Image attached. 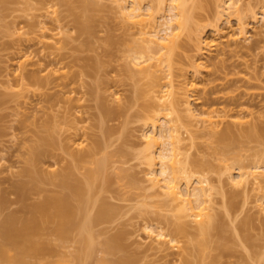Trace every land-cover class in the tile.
<instances>
[{
	"label": "rangeland",
	"instance_id": "374dc122",
	"mask_svg": "<svg viewBox=\"0 0 264 264\" xmlns=\"http://www.w3.org/2000/svg\"><path fill=\"white\" fill-rule=\"evenodd\" d=\"M78 1L0 0V244L6 248L9 258L10 256L15 258L18 251L3 236V221L15 214L18 217L16 225L28 224L24 223V220L27 221L25 218L30 215V205L40 202L45 195L31 191L26 200H21L15 193V186L29 180L28 177L21 175V171L27 167L31 146L39 143V138L51 136L50 138L55 140L54 147L48 148L49 155L42 157L41 162L39 160L38 166L36 165L45 176L53 178L44 179L40 183L41 188L48 194L56 192L69 194V191L60 186L59 179L55 178L58 174L69 170L75 179L85 183L88 172L95 167V159L96 161L101 159L107 152L111 154L116 152L118 155V150L124 151L126 156L120 152L121 155L115 156L114 159L126 165L120 162L113 167L110 165L107 171L110 177L109 183L103 185L102 176H99L96 189L99 188L100 191L98 189V194L95 193L96 197L94 192L91 194V200L93 195L95 200L98 198L94 208L90 209L94 211L93 214L98 212L100 200L106 201L117 211L110 221L95 225L93 233H96L94 242L97 247L91 259L78 256L82 249L80 240H83L86 234L83 236L75 225L69 227L70 232L66 236H61L55 230L60 218L55 216L52 207L48 210L53 213L50 220L47 219L49 212L37 213V216L35 214L39 225L36 232H32L35 233L32 234L35 239L33 242L38 241L40 248L44 243L49 251L47 249L42 250L44 253L40 251L34 253L28 249L31 252H26L28 254L22 256L24 261L17 264H115L114 262L116 264H185L186 261L191 264H264V217H260L255 208V192L250 189L245 193L241 188L232 187L228 183L226 171L227 165H233L232 171L236 174L238 167L246 169L257 159L264 161V140L258 137L247 138L243 135L250 122H257V119L264 120V21L261 14L258 23L248 20L252 47L240 49L232 45L228 48L230 51L225 57L216 58L214 54L210 58L207 71L198 82L199 89L193 92L195 102L192 106L197 112L209 108L230 110L234 114L242 113L241 118L246 123L235 127V131L244 137H239L240 139H237L239 141L229 144L219 146L218 140L214 142L215 138H212V141L208 137L201 136L200 132L197 134L199 139L197 138V146L192 150L191 155L212 164V168L209 169L210 180L224 193L221 192L222 195H216L215 198L217 202L215 213L220 219L219 226L212 230L205 240L202 251L195 248V243L201 238L196 236L195 227L192 225L188 227L186 234L178 236L185 248L184 254L179 256L177 250L165 249L166 251L159 252L153 249L143 230L145 221H150L154 228L161 225L167 231H174L177 214L159 212L154 199L141 195L138 190L128 191L118 181L116 174L117 167H125L135 173L141 183L145 179V167L141 165L138 154L142 149L141 130L144 124L145 106L149 100L145 93L148 90V80L141 81L129 70L127 71L131 58L126 59L125 46L132 45L127 41L131 38L129 40L131 42L132 37L124 34V30L120 29L117 7L108 0H92L97 1L98 5L101 4L103 9L88 14L92 17L90 25L93 34L80 33L78 19L84 20L85 15ZM198 1L197 3L200 4V0ZM248 2H251L258 13L264 6V0H242L243 4ZM207 6L205 9L198 8L194 12L198 19L196 21H200L198 23L206 27L209 37L210 23L213 21L215 10L213 5L211 9H209L211 5L209 8ZM47 11H56V13H51L49 18L40 19L39 16ZM231 17H228L229 19L225 17L226 21L224 19L222 28L225 30L229 28L226 33L236 35L237 19ZM40 20L46 23L47 28L49 27L50 35L61 34L59 36L64 41V45L60 43L62 49L41 47L35 44L36 41L33 43L23 41L35 36L33 32L39 30L37 23L39 24ZM19 27H24L23 31L29 34L21 35L18 32L16 34V29ZM110 34L114 35L115 41L112 47L106 46L104 41ZM124 35L126 43H121L125 40L122 39ZM21 44H25L29 54L33 53L34 63L38 61L33 67L27 66L23 74L26 76H22L23 80L21 76L18 78L13 75L14 66L12 67ZM190 44L188 47L192 49ZM191 49L187 51L189 55L193 53ZM237 51L238 54L235 53ZM54 69L58 70V77L63 79L58 80L60 84L56 81V85L59 86L55 83L51 86L39 85L30 76L35 71L45 80L49 70ZM59 74L62 76L60 77ZM8 79L12 85L6 84ZM137 89H140L139 93L136 92ZM117 91L120 92L118 93L121 100L118 102L121 104L111 100L110 94ZM260 116L262 118H259ZM226 125L221 129H225ZM102 127L108 129L109 133L107 134ZM188 136L184 131V137ZM81 138L84 142L83 146H77L76 144L82 141ZM98 142L103 144V148L97 150L94 157L86 161L76 160L80 151L93 149ZM107 143L111 146L104 149V144ZM233 157L235 158L231 159ZM44 174H41L42 178ZM72 201L73 206L78 209L77 199L72 197ZM143 208L146 210L141 212ZM29 218L31 220V215ZM182 221L187 224V220L182 219ZM123 234L125 235L121 240L118 239L120 247L117 246L111 253L104 252L106 251L104 243L107 239ZM127 259H131L132 262L127 263ZM7 261H1L0 264L9 263Z\"/></svg>",
	"mask_w": 264,
	"mask_h": 264
},
{
	"label": "bare ground",
	"instance_id": "6f19581e",
	"mask_svg": "<svg viewBox=\"0 0 264 264\" xmlns=\"http://www.w3.org/2000/svg\"><path fill=\"white\" fill-rule=\"evenodd\" d=\"M108 1L117 7L120 29L124 30V34L132 37L131 42L129 41L131 38L127 39L132 45L129 46L128 44L127 47L125 46V50L127 49L126 59L131 58L129 65H127V71L129 70L132 75H135L141 81L148 80V90L145 93L149 97V100L151 99L150 103L147 100L148 104L145 106L144 124L141 130L142 141H140L142 149L138 154L141 165L145 167V179L141 183L136 178L135 173L129 168L117 167L116 174L119 179L118 181L128 191L138 190L141 195L143 194L147 198L154 199L156 209L159 212H174L177 214L174 231H167L161 225L154 228V225L150 221H145L143 230L147 236L146 238L149 240L147 241L153 245V249L159 252L166 251L167 249L177 250L179 251V256H182L185 248L183 241L178 236L186 234L188 227L193 225L196 236L201 238L195 243V248L202 251L205 240L208 239L212 230L217 229L219 226L218 220L220 219H218L219 217L215 213V205L217 203L215 198L216 195H222L224 192L220 191V188L218 190L217 186L210 180L209 169L212 168V164L210 165L209 162L205 160L201 161L200 158L197 159V157L194 158L191 155L192 150L197 146L196 140L197 138L199 139L197 134L200 132L201 136L204 138L208 137L210 140L215 138L214 142L218 140L217 144L219 146L239 141L237 139L244 136L247 138L258 137L264 140V120L257 119V122H250L245 132H243V136L235 131L237 125L242 126L246 123L241 118L242 113L234 114L230 110H219L217 108H209L197 112L192 106L193 102H195L193 92L199 89L198 82L205 71H207L210 58L214 54L216 58L225 57L230 51L228 48L232 45L240 49L245 47L250 49L252 47L248 31V20L250 19L251 22L258 23L259 14H261L264 21V6L261 7L262 10L260 9L261 12L258 13L251 2L243 4L242 0H209V2H207L208 0H200V4L197 3L198 0ZM78 2L82 9H84L85 15L84 20L78 19L79 31L82 34L92 35L93 28L90 25L92 17L88 14L90 12H99L103 8H101V4H96L97 1L79 0ZM204 4L205 6L211 5L210 8L207 6L209 9L213 5V10H215L213 21L210 23L211 36L209 37H207L206 27L199 24L200 21H198L199 23L196 21L197 18L194 12L198 8L205 9ZM51 13H56V11H47L39 17L40 19H46L50 17ZM231 16L237 19L238 33L236 35L227 34L226 31L229 28L227 30L222 28L224 19L226 21L225 17L229 19ZM37 25L40 27H38L39 30L33 32L36 37L24 39L25 43L36 41L35 44L41 47L62 49L60 47L62 44L60 45V43L64 45V41L59 36L61 35L60 33L50 35L48 33L49 27L47 28L46 23L42 20ZM23 28H17L16 34L18 32L21 35H28L29 33H25ZM113 36L110 34L104 40L106 46L112 47L115 45ZM185 37L186 40H184ZM122 39H125V35ZM124 41L121 43H126V39ZM189 44L192 49L190 46L188 47ZM18 49V53L14 57V62H16H13L14 65L12 64V67L14 66L13 75L18 76V78L21 76L22 79V76H26V74L25 76L23 74L26 68H28L27 66L31 65L33 67L38 61L34 63L33 53L31 54L30 52L29 54L26 51L25 44H21ZM190 49L193 52L191 55L187 53ZM235 53L238 54L239 52ZM181 56L183 59L180 58ZM61 74L63 75V73ZM30 76L39 85L51 86L54 83L56 85V81L57 84H60L58 82L60 79L58 77V70L55 69L49 70L47 79L45 80L40 77L38 72L35 73V71ZM64 76L63 78L65 79L66 76ZM60 80H63L62 77ZM8 83L9 79L6 84ZM10 83L9 85H12ZM8 87L14 88L13 86ZM139 90L137 89L136 92L139 93ZM118 92L110 94L111 100L121 104V102H118L121 100L120 92ZM259 118H262V116ZM234 119L235 121H233ZM225 124L227 125L222 130L221 128ZM102 128L107 134L109 133L108 129ZM183 130L188 133L189 138L184 137ZM50 137L39 138V143L31 146L30 157L27 159V169L25 168V170L21 171V175L28 177L29 180L18 183L15 186V193L21 200H26L29 195L28 193L31 191H37L43 195L45 193L44 198L40 202L30 205L29 211L32 221L29 218L30 215L25 218L28 222L24 220V223H28L29 226L28 224H22L23 226L16 225L18 217L15 214L8 216L3 221L2 234L8 243L18 251V255L15 258L10 256L12 258L10 260L6 248L0 244V262L8 260L7 262L10 264L22 263L25 254L30 253V250L34 251V253H38L39 251L44 253L43 251L48 249L46 245L44 246V243L41 246L42 248H40L38 241L33 242L35 240L33 238L35 233L33 234L32 232H36L37 225H39V220H37L35 214L36 216L37 213L45 214L49 212L48 210L51 207L52 210L54 209L55 216L60 218L55 228L56 233L58 232L57 234L66 236L70 232L69 227L75 225L83 236L86 234V237L80 236V238L83 237V240H80L82 249L79 251L78 256L79 258L85 256L91 259L94 255L93 253H96L95 247H97L94 242V235L96 233H93L95 232V225L101 224L104 221H110L116 214L117 210L104 200L102 202L100 200L99 204H101L99 205L98 212H95L96 214H93L94 211L91 210L96 205V201L98 202V198L97 200L94 198L95 193L97 192L98 194L99 188L96 189L98 178L102 176L103 185L109 183L110 177L107 175V171L111 166L117 165L118 162L122 163V161H117L114 157L119 154L121 155L122 152V154H125L124 151L118 150V155H116V152L115 154L107 152L101 159H97V161L95 159V167L88 172L85 183L75 179L68 169L67 172L58 174L55 178L59 179L60 186L64 190L69 191V194L65 192L48 194L41 188L40 183L44 179L52 180L53 178L45 176L42 171L36 168V165L38 166L39 160H42V157L44 158L45 155L46 157L49 155L50 149H52L51 146L54 147L55 140ZM81 140L79 144H75L81 146L84 143L82 138ZM99 144L100 142L93 149L80 151L76 160L86 161L94 157L97 154V150L103 148V144L101 143L102 146L101 144L99 146ZM110 146L108 143L104 144V149H108ZM48 148L50 149L48 150ZM223 149L225 150V148ZM233 168V165L226 166L228 183L232 187L241 188L245 193H248L250 189L252 192H255V208L258 215L264 217V161L257 159L246 169L238 167L236 168L238 170L236 174L233 173ZM41 174H44V178H42ZM221 188L224 189V187ZM93 192L92 200L95 204L91 203V194ZM72 197L77 199L79 203L78 209L76 206H73ZM90 203L92 204L91 208ZM145 210L146 208H143L141 212ZM48 214L50 215L47 216V219L50 220V217H53V213L49 212ZM182 219L187 220V224ZM124 235L107 239L104 243L106 251H104L105 248L103 246L104 249L102 251L111 253V251L116 250L117 246L120 247V240ZM118 239H120L119 242ZM27 246L31 247L28 248ZM33 246L36 247L33 248ZM22 256H24L23 259ZM127 261V263L129 261L130 263L132 262L131 259H127ZM114 263L116 264V262ZM185 264H191V262L186 261Z\"/></svg>",
	"mask_w": 264,
	"mask_h": 264
}]
</instances>
